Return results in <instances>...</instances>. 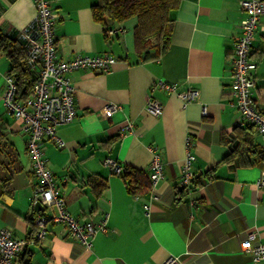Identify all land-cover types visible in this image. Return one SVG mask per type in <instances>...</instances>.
<instances>
[{
    "label": "crops",
    "instance_id": "1",
    "mask_svg": "<svg viewBox=\"0 0 264 264\" xmlns=\"http://www.w3.org/2000/svg\"><path fill=\"white\" fill-rule=\"evenodd\" d=\"M48 2L57 13L53 29L59 58L107 52L116 59L107 72L68 74L76 115L56 127L64 145L48 137L41 141L69 212L95 224L106 216L107 231L97 232L85 246L66 225L49 221L44 237L28 242L14 264H162L168 257L179 264H264L241 247L249 231L256 234L253 244L264 242V188L255 185L264 170V138L254 126L235 128L232 50L245 16L239 0H182L173 11L167 50L145 62L134 51L135 18L106 23L112 32L105 33L92 16L97 0ZM35 12L33 0H0V26L23 30ZM250 59L255 64L252 96L264 112V15ZM8 69L0 53V131L7 141L0 152V229L29 239L36 230L33 216H49L51 210H36L31 203L37 177L30 168L24 123L1 102ZM159 80L174 83V91H151ZM191 88L196 97L184 102L178 93ZM149 95L162 105L158 116L145 111ZM107 103L121 108L105 117ZM187 137L197 182L181 191ZM151 147L163 163V178L153 189L157 198L146 187ZM106 158L140 172L136 193L104 164Z\"/></svg>",
    "mask_w": 264,
    "mask_h": 264
},
{
    "label": "built area",
    "instance_id": "2",
    "mask_svg": "<svg viewBox=\"0 0 264 264\" xmlns=\"http://www.w3.org/2000/svg\"><path fill=\"white\" fill-rule=\"evenodd\" d=\"M35 3V16L28 26L20 30V38L26 52V64L33 80L32 93L25 99L17 97L15 79L9 73L4 75L5 87L1 96L4 110L14 118L24 123L26 137V151L30 160V168L37 177L31 203H40L44 208L51 210L49 216L36 213L33 223L36 226L34 235L27 238H16L7 229H0V264H14L16 257L23 252L28 242H34L44 237L46 225L49 221L62 223L67 226L70 233L83 245L89 246L97 232L107 231V217L99 223L92 221L80 222L67 209L65 197L56 183L52 171L48 167L47 158L41 149L43 137H48L58 146H63L64 141L56 134L57 125L72 121L76 115L73 92L68 74L77 69H90L100 72L110 70L115 62L111 53L95 55L76 54L70 58H59L57 55V42L53 25L57 13L53 11L48 0H33ZM239 5L245 13L239 23L240 34L235 38L232 50V69L230 94L234 99L238 111V125L246 123L254 126L258 134L264 138V112L260 111L253 99L252 88L255 85L250 75L254 63L250 59L252 42L260 24L261 15H264V0H239ZM107 29L106 33H111ZM160 87L166 91H174V83L159 80L153 87ZM197 90L189 89L178 93L184 102H189L196 97ZM121 106L116 103H107L103 113L110 117ZM145 111L153 116L162 112V105L150 95L146 98ZM202 114L206 109L201 108ZM130 122L125 128H130ZM187 137V151L180 170L179 184L188 188L193 178L192 162L195 156L189 150ZM148 177L150 180L151 198H157L153 189L156 183L163 178V163L155 148L151 147ZM104 164L111 172L119 174L121 166L111 158H106ZM255 185L264 188V170L255 181ZM147 210L148 204L144 205ZM255 232L249 231L246 239L241 242V247L249 251L253 260L264 259V242L253 244ZM162 264H179L173 257H168Z\"/></svg>",
    "mask_w": 264,
    "mask_h": 264
},
{
    "label": "trees",
    "instance_id": "3",
    "mask_svg": "<svg viewBox=\"0 0 264 264\" xmlns=\"http://www.w3.org/2000/svg\"><path fill=\"white\" fill-rule=\"evenodd\" d=\"M182 0H97L92 5L93 19L109 29L105 17L120 24L130 18L136 19L133 28L134 51L138 61L145 62L158 59L168 48L174 24L173 11L178 8ZM0 53L5 54L9 61L8 72L15 79L17 97L25 99L32 93L33 80L26 64V52L20 31L10 29L6 31L0 26ZM238 125L235 128L249 126ZM253 126V125H251ZM7 145L6 137L0 131V152ZM234 148V147H233ZM233 150V149H231ZM235 152L233 150L231 153ZM140 172L129 167H121L119 175L126 180L129 191L136 193L140 183ZM193 177L189 189L196 184ZM147 190L150 188L148 179ZM32 237V236H31Z\"/></svg>",
    "mask_w": 264,
    "mask_h": 264
},
{
    "label": "water",
    "instance_id": "4",
    "mask_svg": "<svg viewBox=\"0 0 264 264\" xmlns=\"http://www.w3.org/2000/svg\"><path fill=\"white\" fill-rule=\"evenodd\" d=\"M105 22L107 23V24H111L112 23V19H110V18H108V17H105ZM34 208L36 209V210H43L44 209V207L40 204V203H36L35 205H34Z\"/></svg>",
    "mask_w": 264,
    "mask_h": 264
}]
</instances>
